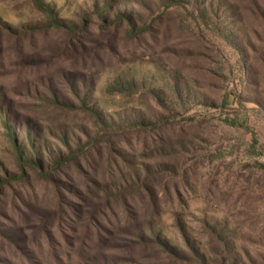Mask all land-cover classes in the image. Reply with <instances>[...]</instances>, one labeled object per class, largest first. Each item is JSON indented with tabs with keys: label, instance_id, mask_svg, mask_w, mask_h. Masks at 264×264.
<instances>
[{
	"label": "rangeland",
	"instance_id": "1",
	"mask_svg": "<svg viewBox=\"0 0 264 264\" xmlns=\"http://www.w3.org/2000/svg\"><path fill=\"white\" fill-rule=\"evenodd\" d=\"M0 264H264V0H0Z\"/></svg>",
	"mask_w": 264,
	"mask_h": 264
},
{
	"label": "trees",
	"instance_id": "2",
	"mask_svg": "<svg viewBox=\"0 0 264 264\" xmlns=\"http://www.w3.org/2000/svg\"><path fill=\"white\" fill-rule=\"evenodd\" d=\"M54 99L56 100V103H58V104H62V105H73L72 104V102H69V101H67V100H65V99H59L57 96H54ZM95 112H97L94 108H92ZM21 144H23V141H21ZM23 151L24 152H26V149H25V147L23 146ZM27 154V159H32V156H31V153H30V155H29V153H26ZM37 162H41L42 164H44L42 161H37ZM42 166V165H41ZM41 166L39 165V168H41Z\"/></svg>",
	"mask_w": 264,
	"mask_h": 264
}]
</instances>
